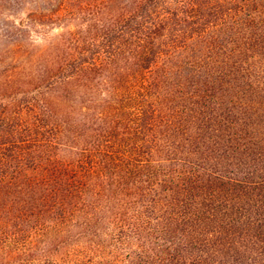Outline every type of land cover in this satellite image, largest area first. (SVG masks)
Listing matches in <instances>:
<instances>
[{
    "label": "trees",
    "instance_id": "obj_1",
    "mask_svg": "<svg viewBox=\"0 0 264 264\" xmlns=\"http://www.w3.org/2000/svg\"><path fill=\"white\" fill-rule=\"evenodd\" d=\"M67 1L0 0V264H264V119L243 135L238 82L218 107L238 129L213 160L181 154L198 151L192 134L174 145L147 129L166 98L191 122L200 113L154 72L168 33H204L212 0H86L63 13ZM226 10L245 33L264 28V0ZM61 18L74 27L34 40ZM194 46L175 64L204 75ZM227 60L241 80V60Z\"/></svg>",
    "mask_w": 264,
    "mask_h": 264
},
{
    "label": "rangeland",
    "instance_id": "obj_2",
    "mask_svg": "<svg viewBox=\"0 0 264 264\" xmlns=\"http://www.w3.org/2000/svg\"><path fill=\"white\" fill-rule=\"evenodd\" d=\"M82 1L86 0H68L66 2L65 13L67 9H75ZM88 1V0H87ZM99 0H95L98 2ZM235 0H212L210 6L211 16L207 23H201L199 29H205L204 33L198 34L196 31L197 25L192 24L194 30L190 27L185 31H171L167 34V46L159 54L157 67L154 74L159 76L160 85L164 92L175 93L179 97L180 92H188V98L185 101L186 110L188 107H197L201 105L200 113H195L191 118V112L180 111L181 99H168L162 101V109H150L146 115L150 119L147 129L155 138H161L162 141H174V137L179 139L175 144H183L184 138H189L187 135H193L198 140H193L191 148L187 147L184 157H187V150L189 159L213 160V157L218 156L224 149V145L228 142L226 134H235L238 127L226 129L222 121H224V112L218 111L219 104H222L226 96L223 93H236L237 82L240 86L241 94L233 103L239 108L235 107V112L242 111L245 122L244 134L253 135L254 125L260 127L257 122L264 119V41L261 39L264 36V28L261 29L259 23H252L251 28L245 33L243 25L248 23H236L235 17L238 13L234 11L227 12L226 8L231 7ZM238 7V4H237ZM8 15L11 19L17 20L24 15L23 11H9ZM262 16V15H261ZM74 24L66 19H59L53 23H46L45 28L38 31H33L31 34L37 43H43L49 39H54L64 28H73ZM42 29V28H40ZM194 49L202 45V64L206 65V74L197 76L195 69L185 70L184 67H179L175 64V60L180 61L183 54L190 53L193 45ZM231 56L237 57L241 61L240 66L237 67L241 80L237 72L232 71L230 60L222 63L224 59H230ZM200 57V55H199ZM221 59V61H220ZM250 63L249 65H247ZM226 81H229L226 83ZM241 83V84H240ZM193 85V86H191ZM194 90L196 94L190 96ZM252 101L249 107L245 106L244 100ZM224 104L222 105V107ZM176 109L177 111H173ZM223 109V108H221ZM231 109V107H230ZM234 111V110H232ZM152 113V115H151ZM237 114V113H236ZM251 116H256L252 118ZM228 118V116H227ZM252 128H251V127ZM232 127V126H229ZM178 134H183L179 136ZM250 140H248L249 142ZM183 142V143H182ZM237 142V141H236ZM241 140V144H242ZM172 144V143H170ZM246 145H249L246 144ZM242 145L240 151L242 150ZM237 157H241L240 153ZM234 231V230H233ZM239 232V228L237 230ZM235 232L233 239L238 243L239 234ZM241 247V246H239ZM239 256L238 252H234L233 247L229 250L227 257L234 258ZM228 258L226 260L228 261Z\"/></svg>",
    "mask_w": 264,
    "mask_h": 264
}]
</instances>
